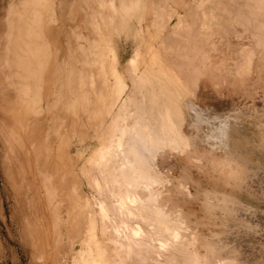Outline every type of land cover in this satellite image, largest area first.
<instances>
[{"label": "rangeland", "instance_id": "obj_1", "mask_svg": "<svg viewBox=\"0 0 264 264\" xmlns=\"http://www.w3.org/2000/svg\"><path fill=\"white\" fill-rule=\"evenodd\" d=\"M19 1L0 0V69L3 68L0 71V264H74L82 247V238L90 231L89 220L92 224L96 221V236L108 253L113 255L117 250L115 257H109L119 258L117 260L121 264H264V0H138L140 9H154L150 16L158 26L168 24L165 28L167 35L164 31L167 41L171 33L172 41L180 31H186V35L181 33L183 37L180 34L179 38L189 41L181 39L182 45L174 42L178 46L170 41L173 47L181 45L178 51L183 49L184 52L189 46L186 43L191 44L196 39L205 43L200 42L202 49L197 47L202 51L205 47L206 51L202 56V52L196 50V59L199 60L196 62L192 60L194 56L191 59L186 53L195 54L198 43L192 45L194 50L189 46L193 53L186 50V56L181 57L184 55L178 53L177 56L174 48V51L167 49L164 41L163 52L171 54L168 57L190 89L185 90L192 93L189 92L197 108L205 113L197 115L198 111L187 107L189 121L187 119L186 123L193 121L196 124L191 123L188 128L185 123L183 138L177 144L163 146L152 155L153 158L150 156L151 170L160 180L152 186L154 190L150 187L151 192L156 193V197L152 193L156 198L154 204L163 212L161 216L170 220H167L168 224L178 227L177 230L170 226L173 231L166 227V220L161 219L164 223L160 222V215L155 217H158L155 222L151 221L154 216L146 218V214L155 212L151 207H157L150 205L154 198L148 194L150 190L143 189L144 185L139 189L141 199H145L143 196L147 194L153 200L142 201L143 207L139 204L143 214L141 210L139 214L142 215L137 214L139 210L136 211L134 203L129 205L135 208H131L135 212L124 206L130 214L133 212V216L126 210L121 212L124 209L118 207L123 204L118 200L123 193L116 186L121 177L113 179H117V184L114 181L116 193L113 180L106 181L110 177L108 174L117 173L108 167L115 166L113 159H103L108 161V164L104 163L105 167L99 162L105 155L97 154L111 134L106 128H110L112 123L116 127L117 123L116 120L110 123L111 115L103 113L101 107L97 110L93 100L85 99L87 88L94 97L102 96L103 92L97 85V75L91 74L95 71L93 66L83 64L88 59L87 48L95 36L94 12L98 8H106L107 4L118 6L117 1L99 0L101 4H97L94 0H54L57 14L54 23L57 26L54 29L53 25L50 26L52 37L50 31L48 35L52 70L45 86L43 110L35 116L28 111L26 114L23 112L5 70L10 15ZM92 3L97 7H92ZM88 4H91V9ZM167 6L174 8L177 15L170 19L159 15ZM76 15L80 18L78 21ZM178 16L182 27L188 24L191 27L199 21L205 24L201 30L195 27L197 24L191 28L184 26L192 29L193 33L181 28L177 30L179 32L169 34L170 26L178 21ZM125 24L122 30L115 22L111 26L117 61L128 83L117 108L126 102L128 91L134 88L131 71L129 73L126 68L128 59L139 40L145 39L139 34L136 19L131 18ZM193 36L195 39L192 40ZM81 44L86 50H81ZM109 77L116 87L113 76ZM90 79L95 80L91 82ZM132 103L129 102L127 110L129 122L135 109ZM95 110L100 111L98 114L103 115L102 118ZM199 115H202L201 119ZM90 117L95 119H88ZM220 118L227 119L229 124L226 133L219 136L221 139L212 135L214 128L218 129L223 121ZM104 123L108 126L105 127ZM204 135L212 137L205 139ZM70 159L75 160L73 169ZM115 194H119L118 200ZM149 199L152 202H148ZM100 202H104L103 205ZM99 208L103 212L108 209L104 212L108 217L101 214ZM83 211L87 215L85 212L82 215ZM90 213H94L95 219L90 217ZM99 214L108 221L103 219L102 222ZM84 219L87 221L83 222ZM80 224L84 225V231H80ZM131 225L142 227L133 244L131 241L134 240L127 235L129 228L133 229ZM174 230L179 231L177 239L172 235ZM125 234L129 238L126 239ZM127 241L130 243L128 246Z\"/></svg>", "mask_w": 264, "mask_h": 264}, {"label": "bare ground", "instance_id": "obj_2", "mask_svg": "<svg viewBox=\"0 0 264 264\" xmlns=\"http://www.w3.org/2000/svg\"><path fill=\"white\" fill-rule=\"evenodd\" d=\"M80 1H82V0H80ZM116 1L118 3V6L107 4V6H105L106 8H104V9L98 8V9H96V12H94V14H93L94 23L93 22L92 23L94 24L93 28L96 27L95 33H94L95 36L93 38V41L92 42L90 41V45L87 48V49H89V52L87 55L88 59H86L87 61H85L86 63H84L83 66H86V65H88L89 67H90V65L93 66V70H95V71H94V73H91V74L97 75L96 78L99 82L95 81L98 83V84L95 83V85L97 84V85H99V87L101 86V92H103V95L101 96L99 94L98 96L94 97L92 95V91H89V88H87V94L85 96V99L86 100H90V99L93 100V102H95V104H96V105L94 104V106L95 107L97 106L96 107L97 110L101 107L103 113L109 114V116L111 115L110 118L112 119V121L110 123H112L114 120H116L115 121V123H117L116 127H115L114 123H112V126L110 128H106L107 130H109L108 133L109 134L111 133V134L107 138V141L104 142V145L102 146L103 149L97 153V154H104L105 155L104 158L103 157L101 158L103 163L101 160L99 162L102 165L104 163L108 164L107 163L108 161H104V160H109L110 158L113 159V163L115 166L114 167L108 166V167L109 168L111 167L112 170L117 172V173H114L115 175L113 173L108 174L110 177L107 178V180H106L107 182H109L108 179L113 180L114 178H118L119 176L121 177V178L119 177L121 181L118 179V184H122V186L121 185L119 186L116 183L117 179L113 180L114 191L117 193L116 190L119 189L121 191V193H123V196L121 197L120 200H118L120 198V197L118 198L119 194H118V196L115 194L117 196L116 198L119 201V204L120 203L123 204L122 206L120 205V207H118V208H120L122 210V208L124 209L125 208L124 206H126V209H128L129 211H133L132 209L135 210V208H133V206H131L129 204L134 203V205L136 206V209H137L136 211L139 210L138 213L137 212L136 213L141 216L143 214L141 206L144 204V203L141 204V202L142 201L147 202L145 200H147L148 198H152V196L151 195L147 196V194H146L143 196L146 198L145 199L142 198V199H144V200H142L141 199L142 196L139 195V192L141 190L140 188H142L143 185H144V187L147 186L145 188L143 187V189L148 191V190H150V187L152 188V186L155 183L160 181L159 178H157L159 176H157V174L154 176L155 172H153V169L151 170L152 167L150 165V162H151L150 156L153 158V156L156 154V151L159 148L166 146V145H169V144H177L179 142L180 138H183V132H182L183 129H185L186 126L188 128H190L192 126L191 123H193V121L191 123L189 122L190 126H189V124L186 123L189 121V119L187 118L188 117L187 113H186V112H188V111H186L187 107L190 108L191 110L198 111V112H196L197 115L199 112H201V110L199 111V109L197 108L196 101L192 100L193 97H192V95L189 94L190 89L186 87L188 85L185 84L186 80H185L184 76L180 72H178V68H176V67L174 68L175 64L172 61V59L169 58L171 56V54L165 55V53L163 52L164 41H166V43H167V45H166L167 49L168 48L169 49L174 48V50L177 51V52L175 51L177 56H178V53H179V55L180 54L184 55L185 54L184 52L186 50L189 51V49H191V47H192V50H194L193 46H195L196 43H198L199 45L195 46L196 48L194 47L195 48L194 51L196 52L195 54L189 55L190 53H188V52L186 53V55L190 56L191 59L194 56L195 58L192 60H196V62L198 60V59H196V58H198L197 57V51H198L197 49H199L202 45L201 43H204V42L202 40L200 41L198 38V40L201 43L198 42L196 39V42H195V40L193 41L195 44H192L193 43L192 40L195 39L194 36L196 37V35H197V33H194L196 35H194L193 38H191L192 39V40H190L192 42L191 44L186 43V41L187 40L189 41V39L184 38V39H186V41L183 43L184 48H185L186 44H188L189 46L191 45V47L189 48V46L187 45L188 49L184 50V52H183V49H182V52L178 51L177 49H179V47L182 48L181 47L182 43L180 40L183 39L182 38L183 34H181V33H184V35H186L185 34L186 31L185 32L184 31L179 32L177 30L178 29L180 30L181 28L187 29L186 27H188V28L190 27L189 24L184 25L186 27H184V26L182 27L181 18L178 16V21L176 23H174V25L170 26V28H172V29H171V31H169V34L172 31L173 32L175 31V33L179 32L178 36L172 37V38L176 39V40L172 39V41H173L172 44H174V42H180V44H181V45L179 44V47H176V46L173 47L171 44L172 33H171V35H168V36H170L169 41H167L164 38L165 33H166V35L168 33L167 30H165V28L167 27L168 24L164 25L161 23L160 24L161 27H160L155 23V21H153V18L150 16V14L154 13V9L151 10V7H150V9H148V8H145L144 10H142V8L140 9L141 6L139 7L140 2H138V0H116ZM141 1H143V0H141ZM93 2H96L97 4L98 3L101 4V2L99 0H94ZM147 3H149V2L146 1V4ZM94 5L95 4H93L92 7H94ZM88 6H89V9H91L90 8L91 4H88ZM147 6H148V4H147ZM96 7L97 6H95L94 8H96ZM84 8H85V5H84ZM89 9H88V11H89ZM116 9H117V12L115 13ZM12 10L13 11H11L10 20H9L10 30H9V36H8L9 39L7 40L8 46L6 45L7 46L6 47V50H7L6 55H8V57H7V60L5 61L6 62L5 66H7L8 69L6 67H4V68H6L5 70L8 71L7 75H9V78H10L9 79L7 76V78L9 79L8 82L9 81L11 82L9 84H11L13 86L14 89L13 88L12 89L15 90V95L17 96V99H18V101H19V103L23 109V112L27 113V111H28V113L35 116V115L40 114L43 110V99H44V94H45V86H46L47 81L49 80L48 79L50 77L49 74H51V70H52L51 69V67H52L51 66L52 65V55H51V50H50L51 46H50V41H49L50 38L48 39V37L50 36L49 31H50V33L53 31L50 29V26L53 25V27H52L53 29L57 26V25L55 26L56 23H54V22H56V19H57V14L55 13V3H54V0H20L19 3L15 6V9H12ZM79 11L82 14V11L81 10H79ZM77 12H78V10H77ZM162 12H166V13L163 14ZM177 13L178 12L174 8L167 6L163 9V11H161L159 13V15L160 14H161V16L166 15L170 19L173 15H177ZM81 14H78V15H81ZM78 15H76V16H78ZM133 15H135L136 17H134ZM131 18L137 20V23L139 24L138 29L140 30L139 34H140V36L142 35L143 37H145V39H143L141 37V39H143L144 41L139 40V43H137L136 48L134 47L135 48L134 52H132V55L128 59L126 68H127V71L129 70V73L131 71L132 85H134L132 87H134V88H132V90L128 91L129 93L126 96V102L123 101L122 104L117 108V106H116L117 102L119 99H121V96H122L123 92L125 91V89L127 88L128 83L125 81L123 71L120 70V67H119V64L117 61L118 55L116 52V48H114V45H113V39H112V32L113 31H111V26H112V23L115 22L116 25L118 24L119 28L122 30V28H124L126 25L125 24L126 21H128ZM78 19H80L79 16L77 17V21H78ZM81 19H82V16H81ZM196 24L198 25V27L197 26H195V27L197 29L201 30V28L203 27L202 26L203 23H201L200 21L197 23L194 22V25H196ZM194 25L191 27H194ZM115 29H116V27H115ZM185 29H182V30H185ZM191 30L192 29H190V30L187 29V31L192 32L193 30L192 31ZM164 31H166V32L164 33ZM194 32H195V30H194ZM196 32H197V30H196ZM133 33H135V32H133ZM180 34L182 35L181 38H179L181 36ZM187 34H189V32ZM91 35H92V32H91ZM136 35H138V33ZM51 37H52V33H51ZM209 43H211V42H209ZM209 43H207V44L209 45ZM175 44L178 46V43H175ZM204 45H205V43H204ZM198 46H200V47L197 48ZM204 48H203V51L200 50V49H202V47L199 49V51L202 52L201 53L202 56L204 55L203 52L206 51V50H204ZM81 50L82 51L86 50V47L82 44H81ZM174 50L172 49V51H174ZM189 52L193 53L192 51H189ZM97 55H99V56L97 57ZM186 55L181 56V57H185ZM198 55H200V54H198ZM100 56H102L103 59H101ZM108 59H111L110 62H108ZM199 59H201V58L199 57ZM3 61H4V59H3ZM1 69H3V68H1ZM1 69H0V71H1ZM175 69H177V70H175ZM109 75L113 76V78L115 79L116 87H114V85L112 83V78L109 77ZM181 76H183V77H181ZM5 79H4V81H7V79L6 80ZM93 80H95V79H90L89 81L93 82ZM183 80H185V81H183ZM0 81H1V79H0ZM99 83L105 84V86L103 87ZM7 87L9 89V85ZM7 87L5 89H7ZM144 88L148 91V93L145 92ZM186 88L189 90H185ZM96 89L97 88L95 87V90ZM96 92H97V90H96ZM185 92H187L192 97V98H190V96H189V98L191 100L186 96L187 93L185 94ZM129 102H133L132 107L134 106V108H135L133 111L134 114L132 116L133 119L130 122L128 120V116H130V114L129 115L127 114ZM195 103H196V105H195ZM115 106H116V108H115ZM198 107H199V104H198ZM90 108H92V107H90ZM115 109H118V110L114 111ZM18 111H19V108H18ZM90 111H92V110L90 109ZM90 111H89V113H90ZM129 111H130V109H129ZM95 112L98 114V112H100V111L97 112L95 110ZM189 113H191V111ZM201 113H203V112H201ZM203 114H205V113H203ZM99 116L102 118L103 115L102 116L99 115ZM201 116L199 115L198 118L201 119ZM189 118L191 119V117H189ZM198 118H197V120H198ZM223 118H227V117H223ZM223 118H220V119H223ZM88 119L91 120V119H95V118L90 117ZM97 119L99 120L98 116H97ZM187 119H188V121H187ZM206 119H207V117H206ZM96 120H95V122H96ZM197 120H195V121H197ZM203 121L206 122V120H204V119H203ZM226 121H227V119H226ZM226 121H225V119H223V121L219 125L218 129L216 127L214 128L215 131L212 134L214 136V138L219 137L222 133H224L226 131V129H227L226 127H227V125H229L228 122H226ZM93 122H94V120H93ZM218 122H219V120H218ZM102 123H103V120H102ZM102 123H101V125H102ZM185 123H186V126H185ZM199 123L201 124V122H198L197 124H199ZM96 124L98 125V123H96ZM105 124L106 123H104L103 125H105ZM193 124H196V123H193ZM107 126H108V124L105 125V127H107ZM97 128H99V127H97ZM104 129L105 128L103 126V130ZM209 131H211V130H209ZM212 132L213 131H211V133ZM101 133L102 132L100 131V134ZM97 134H98V132H97ZM100 134H98V135L101 136L102 134L101 135ZM209 134H210V132H209ZM210 136H208V137L205 136L206 137L205 139L210 138ZM170 146H172V145H170ZM106 157H108L109 159L108 158L106 159ZM92 159H91V161L90 160L89 161L92 162ZM70 160H71V165H72L71 169H73V166L75 165V160L74 159H70ZM76 160H78V159H76ZM86 163H88V162H86ZM103 166H105V164ZM109 168H107V169H109ZM112 170H111V172H112ZM76 174H77V171H76ZM112 175H114L115 177L114 176L112 177ZM75 176H77V175H75ZM105 176H107V175L105 174ZM76 179H77V177H76ZM95 179H96V177H95ZM104 179H106V178H104ZM106 181H104V182L106 183ZM114 181H115V184H117L116 186H118L119 188H117L115 186ZM97 182H98V180H97ZM110 183L112 184V182H110ZM110 186H112V185H110ZM112 188L110 189V192H111V190H113ZM153 190H152V192H151V190L148 191L149 192L148 194L153 193V194H155V197H156V193H154L155 191L153 192ZM114 191L111 192L113 195L115 193ZM155 197L153 195L154 202L152 204H150L151 206L156 202ZM153 198H152V200H153ZM149 200L150 201H148V202H152L151 199H149ZM137 202H138V205H136ZM102 203H104V202H100L99 204H102ZM90 205H89V207H90ZM127 205H129V206L127 207ZM154 205H155V207H153V208H156V207L157 208L152 209V207H151V210H152V212L153 211H155V212L153 213V215L146 214L145 215L146 218L149 216H150V218L154 216L153 217L154 220H152L153 218H151V221L155 222V220L159 217L158 215H160V218H159L160 222H162L163 220H166L164 222L165 223L167 222V224H166L167 226L165 224H163V225H165L167 228L170 229L171 224L169 223L170 224L169 225L168 221H167L169 219L166 218L165 216L162 217L163 214H161V213H163V212H161V210L159 209L158 206H156V204H154ZM106 206L107 205H105L104 207L106 208ZM137 206L140 207L141 209L140 208L138 209ZM100 208L103 209V206H101ZM108 208L110 209V207H108ZM129 208L130 209L132 208V209L130 210ZM91 209L92 208H90V210ZM126 209H124L121 212H124ZM110 210L114 211L112 209H110ZM140 210H141V212H140ZM99 211H102V210L100 209ZM106 211H104V212L106 213ZM111 211H108V212H111ZM117 211L119 212V209ZM129 211L126 210V212H129ZM84 212L85 211H83L82 215H84ZM104 212L102 211V213L101 212H99V213L103 214ZM133 212H135V211H133ZM139 212L142 214H139ZM105 213H104V216H107V215H105ZM114 213H115V211H114ZM136 213L134 215H137ZM156 213H157V215H156ZM101 214H99V216ZM112 214H113V212H112ZM129 214H130V212H129ZM82 215L80 214L79 216L82 217ZM86 215H87V213H86ZM91 215L92 216H90V217H92V219L93 218L95 219V217L93 216L94 213H92ZM132 216H133V214H132ZM156 216H158V217L155 219ZM100 218L99 219L101 221L103 219H106L105 217L102 219L101 216H100ZM150 218H148L147 220H149ZM161 219H162V221H161ZM86 221L84 219L83 222H86ZM89 221H90V223H89L88 229H90V231L85 236L83 234L84 237L82 238L81 250L78 252V256L75 257L73 263L74 264H121L122 262L120 260H117V259H119V258H117L118 254L116 257L117 259L114 258L116 251H117L115 249L116 247H114V249L116 250L115 252H113L114 257L111 258L113 255L108 253L107 248L103 247L104 244L102 245L100 239L97 238V236H96L95 229H94L96 226L95 225L96 221L94 220L95 224H92L91 220H89ZM106 221H108V219H106ZM164 222H162V223H164ZM169 222H170V220H169ZM99 223H101V222H99ZM121 223H123V222H121ZM162 223H160V224H162ZM80 225H78V226H80ZM83 226L84 225L80 226L82 228V229L80 228V231L81 230L84 231ZM115 226H116V224H115ZM131 226L133 227V225H131ZM140 226L133 227L132 230H131V228H129V231H127V235L129 234L131 240H134V241H131V244H133L136 241V239H135L136 235L141 233L142 227H140ZM173 226H171V228L175 229L176 225H173ZM108 227L106 226L105 228H108ZM160 228L164 229V227H161V226H160ZM177 228L178 227H176V229ZM76 229H79V228H76ZM118 229H116V230H118ZM170 230H172V229H170ZM77 232L79 233V230H77ZM100 232H102V230H100ZM125 232H123V233H125ZM177 232H179V231H177ZM177 232L176 231L172 232V235L174 234L176 239H177V237H179V236H177ZM103 236L105 237V235H103ZM120 236H122V235L120 234ZM125 236H126V234H125ZM122 238H125V237L123 236ZM127 238H129V237L126 236V239ZM101 240H104V239L101 238ZM111 240H114V238H112ZM129 240L130 239H128V241ZM115 241H117V240H115ZM102 243H103V241H102ZM121 244L126 245L123 243H119V245H121ZM128 245H130L129 242H128L127 246ZM118 253H119V250H118ZM109 255L111 257H109ZM123 259H124V257H123ZM119 261H120V263H119Z\"/></svg>", "mask_w": 264, "mask_h": 264}]
</instances>
